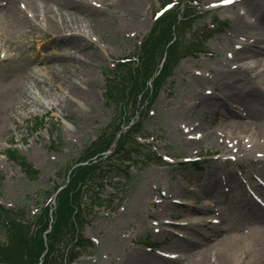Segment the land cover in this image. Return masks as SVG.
<instances>
[{
    "label": "rangeland",
    "instance_id": "374dc122",
    "mask_svg": "<svg viewBox=\"0 0 264 264\" xmlns=\"http://www.w3.org/2000/svg\"><path fill=\"white\" fill-rule=\"evenodd\" d=\"M165 1L146 0L143 17L134 31L126 22L130 17L123 18L122 13H115L111 24L104 27L99 35L97 32L89 34L91 28L86 29L87 38L98 42L104 53L94 67H87L88 72L93 74L81 80H88L85 87L81 86L92 91L90 100L74 99L73 105L66 110L34 104L18 109L14 101L7 100V97L14 94V83L20 80L18 82L23 86L27 85L23 92L27 99L34 92L33 87L38 85L47 92L44 99L52 100L53 104L61 103L63 90L74 76L72 71H62L60 63L74 56L85 60L88 57L78 53L73 46L69 39L73 34L66 30L57 34L44 31L47 24L44 17L36 19V13L23 3L18 7L29 25L33 26L31 32L29 29L9 27L0 18V205L7 208L27 206L29 217L38 214L45 202L46 191L54 188V184L63 183L55 176L59 165H74L99 135L107 130L110 136L117 126L130 121L131 125H140L142 130L136 135L149 137L143 143L154 146L163 161L139 172L132 167L137 176L127 190L121 207L116 208V212H94L90 223L83 228V235L94 241L96 248L78 264H127L130 259L142 263L154 258L165 264H201L202 261L204 264H217L215 252L218 242L230 233L237 234L240 241L230 264H264V224L245 223L247 219H243L242 215L246 210L243 207L249 201L248 194L252 193L259 198L263 205L261 211L264 212V198L259 193L264 191L260 188L224 191L219 186L222 177L234 172L233 164L247 166L254 162L255 154L247 155L238 149L244 145L232 149L223 143L196 140L201 134L223 130L226 124L222 115L198 114L188 110L181 113L191 99L186 81L190 74L198 73L201 78L208 79L202 87L206 94L215 87L218 88L215 98L233 94L230 87L220 89L228 72L227 59L238 53L240 46L230 36L248 38L254 41L253 45L258 43L256 39L264 41V24H260L258 17L251 12L257 2L264 6V0L251 4V8L242 9L243 17L235 23L231 18L234 12L229 8L231 3H226L237 0H194L200 7L187 22L191 26L181 35L180 49L164 79L157 86L146 84L144 91L135 90L132 95L123 93L121 99L109 106L105 71H111L116 61L138 54L140 42L154 25L155 12ZM172 1L177 6L182 2ZM222 7L228 8L226 13L219 11ZM248 23L255 26H248ZM219 24H227L228 27L224 29ZM200 29L206 35L205 41L200 39L203 54L184 55L186 50L194 52L199 48L194 36ZM240 63L250 68V62ZM83 67L78 62V68ZM154 67L157 68V63ZM14 72L18 79L12 77ZM248 72L245 75L248 80L251 83L255 80L260 86L256 74L251 70ZM34 76L40 80L36 81ZM65 80L68 82L65 83ZM242 85L244 90L254 89L253 84ZM113 90L118 92L119 88ZM230 102V112L239 113L242 110L236 99H230ZM225 109L223 105L222 114ZM236 118L231 120H238ZM199 123L205 130H192ZM127 129L128 126H124L123 130ZM254 140H258L255 144L262 147L264 133ZM225 142L233 144L229 137ZM55 145L64 147L61 152H51ZM247 145L250 147L254 142ZM8 150L25 157L39 172L38 180L26 179L19 165L6 156ZM187 157L204 162L194 166L190 161L183 160ZM225 157L232 162L223 161ZM258 167L264 169V164ZM251 170L258 172L257 167ZM245 178L248 180V174ZM250 182L254 184L252 180ZM108 193L112 194V190L109 189ZM112 196L115 197V194ZM238 226L239 229L235 230ZM178 245L189 246L194 253H182ZM198 251H203V254L195 255Z\"/></svg>",
    "mask_w": 264,
    "mask_h": 264
},
{
    "label": "bare ground",
    "instance_id": "6f19581e",
    "mask_svg": "<svg viewBox=\"0 0 264 264\" xmlns=\"http://www.w3.org/2000/svg\"><path fill=\"white\" fill-rule=\"evenodd\" d=\"M257 1L258 0H237L236 2H231L229 8L234 10L231 14L234 23L237 22L239 18L241 20L243 17L242 9L247 6L249 8L252 6L251 4ZM22 3L27 9L31 10V12L36 13L34 15L36 19L41 16L44 17V20L47 22L44 31L57 34L66 30L72 33L73 35L69 36V39L72 40L73 46L77 49L78 53L86 54L88 57H86L87 59L85 60L74 56L72 59L62 60L60 63L62 71H66V73H71L72 71V76H74L73 79H69V82L65 80V83L67 81L68 84L63 90L64 93L61 96V103L53 104L52 100L50 101L47 98L44 99L47 92L38 85L33 87L32 91L34 92L31 93V96L27 99V97L23 95L27 85L24 83L25 86H23L22 83L18 82L20 80H16L17 82L14 83V94L11 93V95L7 97V100H13L14 106H17L18 109H26L31 104H34L41 105L45 108L57 107L66 110L70 105H73L72 102H75L74 99H81L84 101L90 100L92 91L83 88L88 80H81L93 74L88 72L89 66L94 67L100 59V56L104 53V50L98 42L87 38L86 29L91 28L89 34L98 33L99 35V33L104 30V27L111 24V17L115 13H122L123 18L130 17V19H126V22L132 31H134L136 30L134 27L140 23L143 17V9L146 0H0V18L2 22L9 27H15L18 30L29 29L31 32L33 26L29 25V21L23 16L24 13L20 11L18 7L22 5ZM256 4V6H253L251 12L258 17L257 21L260 24H264V6L261 2H257ZM227 10V7H222L219 11L226 13ZM84 24H87V27L85 26L84 28ZM247 25L251 27L255 26L254 23H248ZM235 28L237 29L236 26ZM230 37L236 39L240 46L238 53L227 59L228 63L226 66L228 72L224 76L225 83L221 85L220 89H227L230 87L233 94H230L228 97L227 93V95L220 98H215V96L211 94L208 95L202 88L208 79L204 77L201 78L198 73L190 74L188 76L189 79H186V81L190 87L191 99L187 101L185 108H182L185 111L181 113L184 114L188 110V112L191 111L198 114H220L225 118L224 124L226 125L223 130L214 131L213 133L207 132L204 135L201 134V136L196 139L197 141L208 140L213 143H223L232 149L244 145L242 149H238L243 150L247 155L264 152V144L260 147L255 144L258 140H254L256 136L264 133V94L261 89H259L261 87L264 88V56H262L264 54V41L256 39L258 43L253 45L254 41L248 38L237 37L235 35H231ZM259 44L262 45V47H260ZM211 57H213V55H211ZM78 62L84 65L83 69L78 68ZM240 62H250V68L245 67V65ZM249 70L256 74L255 77L260 81V86L259 83H255V80L251 83L245 76L249 74ZM15 74L14 72L12 77L18 79ZM33 78L36 81L40 80L38 76H34ZM245 82L247 84H253L255 90H244L242 84L246 85ZM81 85L84 86L82 87ZM31 87L29 88L30 91L32 89ZM9 90L10 89H8V91ZM230 99H233V101L236 99V101L240 103L238 107H241L242 110L239 113L236 111L230 112L228 108L231 106ZM223 105L227 110H223L224 113L222 114L221 109ZM236 117H238V120H231L232 118L237 119ZM192 130L203 131L205 128L199 123L193 126ZM227 137L232 139V145H227L225 142ZM251 141L254 142V145L247 147V144ZM238 178L241 179L242 177L238 176ZM230 181L231 179L229 178V185ZM219 186L222 188V184H219ZM229 189L231 188L229 187ZM259 193L262 195L261 198H264V192L259 191ZM262 206L263 205L251 194L249 196V201H247L243 207L246 208L242 213L244 216L243 219H247L245 223L264 224V212L261 211L263 210ZM238 229L239 226L235 227V230ZM238 237L237 234L230 233L218 242L215 252L217 264H230L231 259L235 256L240 245ZM178 246L182 253H189L190 255L194 253L190 250L189 246ZM175 248L177 247L175 246ZM197 254L201 255L203 251H198L195 255ZM130 260H128L127 264H165V262H160L157 258L142 263ZM201 264H204L203 261Z\"/></svg>",
    "mask_w": 264,
    "mask_h": 264
},
{
    "label": "trees",
    "instance_id": "16d2710c",
    "mask_svg": "<svg viewBox=\"0 0 264 264\" xmlns=\"http://www.w3.org/2000/svg\"><path fill=\"white\" fill-rule=\"evenodd\" d=\"M192 2L185 0L182 17L179 11L172 10L157 21L142 45L137 66L117 64L116 76L119 81L116 86L113 82L109 85V106L121 99L123 93L132 95L135 90L144 91L150 80L156 86L161 80L160 76L169 71L178 47L173 35L186 28L185 20L191 19L192 15ZM165 51H168L167 58L160 70H155L157 56L160 54L162 57ZM117 87L120 92L116 96L113 88ZM121 127L117 126L116 132L110 136L103 133L78 162H86L108 151ZM138 130L133 128L127 135L121 136L111 155H101L96 161L90 160L71 172L69 182L56 195L52 222L49 206H42L40 214L32 218L27 206L16 209L0 206V264H77L83 254L93 252L95 245L83 235V228L89 222L93 209H111L113 202L108 199L107 188L125 194L124 189L130 188L136 177L130 170L131 164L141 168L140 165L146 166L157 160L150 150L134 138ZM52 150L61 152L62 147L55 146ZM7 156L19 164L29 181L38 179V171L24 157L13 151H7ZM59 167L57 176L64 180L69 167L66 163ZM57 188L47 191L45 198L53 196ZM122 198L118 201L122 202Z\"/></svg>",
    "mask_w": 264,
    "mask_h": 264
}]
</instances>
